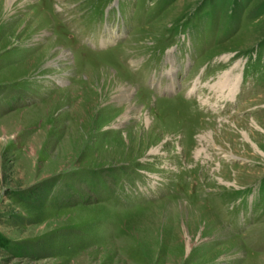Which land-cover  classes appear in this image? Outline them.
<instances>
[{"label":"rangeland","instance_id":"rangeland-1","mask_svg":"<svg viewBox=\"0 0 264 264\" xmlns=\"http://www.w3.org/2000/svg\"><path fill=\"white\" fill-rule=\"evenodd\" d=\"M0 264H264V0H0Z\"/></svg>","mask_w":264,"mask_h":264},{"label":"bare ground","instance_id":"bare-ground-1","mask_svg":"<svg viewBox=\"0 0 264 264\" xmlns=\"http://www.w3.org/2000/svg\"><path fill=\"white\" fill-rule=\"evenodd\" d=\"M232 78V77H231ZM231 78H230V82H231V85H232V83H233V81H234V78H233V81L231 80ZM227 83H229V82H227V81H225V83L224 84H227ZM234 88H236V86H235V84L232 86V89H234ZM226 92V90H224L223 91V93H225ZM222 93V94H223ZM124 96H126L125 95V92H124V94H123ZM228 97V96H227ZM223 99H225V98H223ZM50 132V131H49ZM48 133V132H47ZM50 135V133H48V136ZM46 155V154H45Z\"/></svg>","mask_w":264,"mask_h":264}]
</instances>
